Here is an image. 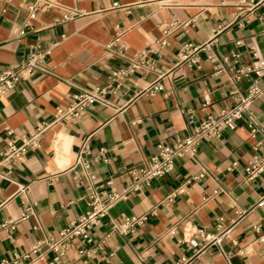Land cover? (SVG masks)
I'll return each instance as SVG.
<instances>
[{
	"label": "crops",
	"instance_id": "0c3cea01",
	"mask_svg": "<svg viewBox=\"0 0 264 264\" xmlns=\"http://www.w3.org/2000/svg\"><path fill=\"white\" fill-rule=\"evenodd\" d=\"M113 1L120 6L113 7ZM236 1L41 0L30 18L29 7L37 0H0V76L37 47L48 52L51 69L20 80L0 97V159L9 130L24 135L50 121L56 108L67 104V93L97 86L109 90L107 106L94 104L78 118L55 123L41 145L14 165L11 181L0 177V262L29 263L33 255L17 262L14 255L56 237L84 213L94 186L122 191L131 171L156 152L159 142L188 135L207 116H217L233 85L245 91L254 78L264 82V69H255L257 59L264 60V0H254L258 7L238 16ZM213 38L211 51H200L197 63L172 68L184 43ZM160 39H166L165 47L156 44ZM148 46L158 69L167 71L163 89L153 95L141 91L154 73L139 69L126 81L111 78L114 69ZM210 52L217 60H210ZM242 70L247 75L236 78ZM250 122L260 128L254 135ZM83 149L90 152L85 155L90 174L77 161ZM257 153L264 154V92L234 129L225 127L220 136L202 140L171 172L113 203L92 231L95 241H103L95 257L77 263L72 251L56 264H179L198 248L196 230L214 231L219 217L225 225L235 222L231 236L222 250L214 247L196 264H264V240H259L264 202L258 204L264 172L249 181L245 170ZM202 169L206 175L193 179ZM179 187L185 191L168 203ZM123 215H147V220L126 235L113 233ZM53 257L46 252L41 264Z\"/></svg>",
	"mask_w": 264,
	"mask_h": 264
},
{
	"label": "built area",
	"instance_id": "2783aa9c",
	"mask_svg": "<svg viewBox=\"0 0 264 264\" xmlns=\"http://www.w3.org/2000/svg\"><path fill=\"white\" fill-rule=\"evenodd\" d=\"M37 3L31 5L30 18H34L37 10ZM259 5L258 1L254 0H237L235 2L236 14L253 12ZM112 6L117 8L120 6L118 1H113ZM69 13L67 17H71ZM245 19L244 22H247ZM244 24V23H241ZM216 40L213 38L202 44H194L191 42L184 43L179 51L178 57L172 68L179 67L183 64L193 65L198 62V53L202 50L210 49ZM160 47L167 45L166 39L156 41ZM112 43L108 44L110 47ZM254 56L258 53L255 51ZM153 47L148 46L138 52L135 59L123 67L116 68L111 73V78L118 82L130 79L136 70L144 69L149 73L155 74V79L142 89L141 92H147L151 95L161 91L163 85L161 79L167 75V71H161L157 67V63L150 57L153 52ZM47 51L37 47L30 53L27 59L19 64L18 67H10L6 69L0 76V97L4 96L11 90L20 80L28 79L34 74L50 73L51 69L47 62ZM210 60H217L216 56L210 52ZM255 69L260 73L264 69V60L257 59ZM248 70H242L236 76L240 78L242 75H247ZM109 92L108 88L97 86L92 89H81L76 92L66 94L67 104L56 108L53 117L50 121L39 122L35 127L31 128L27 134L17 135L14 130L8 131L6 145L1 151L0 164L7 167L6 170H0V177L11 181L10 173L14 165L23 161L29 151L38 148L48 129L55 123L69 121L81 116L87 108L94 104L107 106L109 104L106 97ZM264 92V82L259 79H252L247 85L245 91H242L237 85H233L229 92L230 101L223 107L217 116L209 115L203 119L194 131L185 136L175 135L169 141H161L157 144L156 152L144 163L131 171V180L122 191H117L113 186L111 190H101V185L94 186L88 195L87 210L76 219L70 221L56 237H50L43 241L37 242L27 253L23 255L15 254L14 262H17L20 257L28 258L31 255L34 258L27 264H41L44 260L46 252L54 253V257L49 264L56 262L64 257H68L73 251L76 254V262L86 261L96 256L99 250L103 248V241H95L92 231L99 225L103 217L108 213L109 207L118 200L125 198L130 192L141 191L145 186H148L155 178L163 176L171 172L178 158L184 157L187 154H195L198 144L205 139H211L221 135L225 127L234 129L236 122L244 115L250 113L251 106L254 100ZM249 128L254 135L260 128L249 123ZM259 145L255 146L258 149ZM90 152L83 149L82 154L78 156V162L82 164L84 169L90 174L91 163L86 159L85 155ZM236 164V163H234ZM247 180L254 181L261 173L264 172V154H255L250 158L245 165ZM206 175V171L202 169L193 179L201 178ZM93 176V175H91ZM108 184L113 185L111 181ZM185 191L184 187H179L169 194L167 202L170 203L177 195ZM106 200H103L102 197ZM264 202V195L258 204ZM29 212V211H28ZM27 216L23 214L22 218ZM147 220V215H123L119 222L114 223L112 232L119 234H128L142 225ZM14 219L8 222L13 223ZM235 222L231 221L229 225L224 224V217H219L214 231L198 228L196 234L198 236V248L193 251L190 257L183 258L179 264H196L198 258L205 252L212 250L214 247L222 250L223 241L231 236ZM259 229L258 226L256 227ZM259 240H264V235L259 237ZM45 246V251L41 247ZM240 254L246 253L245 249L239 251ZM230 255V252H227ZM9 261L3 259L0 264H8ZM76 264V263H75Z\"/></svg>",
	"mask_w": 264,
	"mask_h": 264
}]
</instances>
